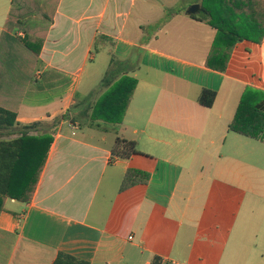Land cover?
Instances as JSON below:
<instances>
[{"label": "crops", "instance_id": "1", "mask_svg": "<svg viewBox=\"0 0 264 264\" xmlns=\"http://www.w3.org/2000/svg\"><path fill=\"white\" fill-rule=\"evenodd\" d=\"M201 3L0 0V108L19 124L0 142L52 138L31 200L4 202L0 264H53L60 252L89 264L244 262V210L218 223L214 206L228 193L234 207L260 195L255 169L223 152L244 145L229 130L241 99L264 101V37L235 43L224 71L209 68L217 31L188 11ZM112 59L122 63L114 83L137 84L122 123L91 125L89 105L114 86L102 87ZM203 89L216 92L212 107L199 103ZM118 137L139 154L114 156ZM128 170L148 183L120 191Z\"/></svg>", "mask_w": 264, "mask_h": 264}, {"label": "trees", "instance_id": "2", "mask_svg": "<svg viewBox=\"0 0 264 264\" xmlns=\"http://www.w3.org/2000/svg\"><path fill=\"white\" fill-rule=\"evenodd\" d=\"M191 17L196 21L205 22L217 31L206 62V66L217 71L225 70L227 59L235 43L245 39L260 43L264 37V0H202L200 13L192 14ZM25 43L29 46L27 40ZM41 46L42 42L39 43V48L33 51L39 54ZM121 65L122 63L117 64L115 59H112L102 87L108 88L112 84L114 86L102 94L96 103L89 105L91 125L98 119L108 123H122L137 80L124 76L114 83L121 75ZM215 99L216 92L203 89L198 101L205 107H212ZM17 125L19 124L16 114L0 108V130ZM33 127L35 124L23 126V129ZM229 130L246 137H264V101L251 104L242 98L229 124ZM51 142L50 137L38 139L28 136L25 131L16 139L0 142V212L7 198L22 202L31 200ZM112 154L122 159L137 155L139 154L137 142L118 137L112 147ZM149 179L148 172L128 170L120 191H125L137 184H147ZM53 264H89V262L60 252Z\"/></svg>", "mask_w": 264, "mask_h": 264}, {"label": "rangeland", "instance_id": "3", "mask_svg": "<svg viewBox=\"0 0 264 264\" xmlns=\"http://www.w3.org/2000/svg\"><path fill=\"white\" fill-rule=\"evenodd\" d=\"M198 11L196 12V14ZM97 54V52H94ZM103 55L102 53L97 54L96 65H94V70L96 68L104 69L105 62L103 63ZM89 82V81H88ZM93 89L98 90V80L92 79ZM243 140L244 145L240 149V152L234 154L233 152H223V160H232L238 159L243 161L246 165L247 173L252 172V168L255 169V173L252 177L256 179V185H259L260 195L252 196L250 194H246V199L241 202L239 200L240 206L234 207L232 201L230 200V194H225L221 196L214 206V209L217 211L218 218L215 219V222L218 221L220 223L219 216H226V212H236L238 215V211L241 213L242 210L245 212V227H246V235L245 240H247L246 248L244 249L246 259L237 261V264H264V137L262 138H252V137H240ZM236 209V211H234ZM240 218V217H239ZM238 219V217H236ZM209 223V222H208ZM212 225V222H210ZM214 234L218 236L219 232L213 230ZM217 242V239H214ZM195 243L200 244L201 241H195ZM208 258L204 262H200L198 264H209ZM236 264V262H233Z\"/></svg>", "mask_w": 264, "mask_h": 264}, {"label": "water", "instance_id": "4", "mask_svg": "<svg viewBox=\"0 0 264 264\" xmlns=\"http://www.w3.org/2000/svg\"><path fill=\"white\" fill-rule=\"evenodd\" d=\"M198 9H199V6L198 5H192L190 8H189V13L190 14H194V13H196L197 11H198Z\"/></svg>", "mask_w": 264, "mask_h": 264}]
</instances>
